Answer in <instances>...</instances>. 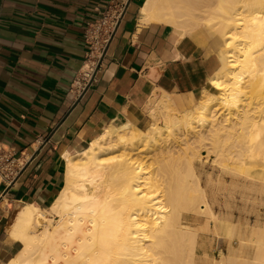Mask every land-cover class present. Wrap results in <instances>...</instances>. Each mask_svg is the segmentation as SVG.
Returning a JSON list of instances; mask_svg holds the SVG:
<instances>
[{"label":"bare ground","instance_id":"1","mask_svg":"<svg viewBox=\"0 0 264 264\" xmlns=\"http://www.w3.org/2000/svg\"><path fill=\"white\" fill-rule=\"evenodd\" d=\"M140 16L219 42V66L191 108L162 93L145 129L115 121L65 153L50 208L15 216L22 248L9 264H264V213L251 224L226 201L215 209L219 194L264 196V0H145ZM201 150L218 173L204 186Z\"/></svg>","mask_w":264,"mask_h":264},{"label":"crops","instance_id":"2","mask_svg":"<svg viewBox=\"0 0 264 264\" xmlns=\"http://www.w3.org/2000/svg\"><path fill=\"white\" fill-rule=\"evenodd\" d=\"M144 1L0 0V142L25 163L12 187H0V264L21 251L10 235L20 209L47 210L62 190L65 153L81 152L115 121L145 129L155 96L187 100L207 87L212 41L201 47L165 25L142 23ZM119 6V26L84 92L93 66L85 29Z\"/></svg>","mask_w":264,"mask_h":264},{"label":"built area","instance_id":"3","mask_svg":"<svg viewBox=\"0 0 264 264\" xmlns=\"http://www.w3.org/2000/svg\"><path fill=\"white\" fill-rule=\"evenodd\" d=\"M122 11L123 8L119 6L113 14L105 12L101 14L99 20L88 24L85 29L84 39L87 44L89 57L93 62V70L85 77L88 81L91 80L105 47L111 39L116 25L119 23ZM24 167L23 153H19L13 147L0 142V187L6 189L12 187L21 176Z\"/></svg>","mask_w":264,"mask_h":264},{"label":"rangeland","instance_id":"4","mask_svg":"<svg viewBox=\"0 0 264 264\" xmlns=\"http://www.w3.org/2000/svg\"><path fill=\"white\" fill-rule=\"evenodd\" d=\"M198 14H202V12L198 11ZM191 38L195 39L201 47H203L206 43H208L206 41V39L202 35L199 34L198 30L194 31V34H193V36ZM212 43L213 44H210L208 46L211 47V51L213 52L212 67H213V72H214L216 70V68L220 64L219 63L220 59H219V55H218V52L220 51V48H219L220 47V43L219 42L216 43L214 41H212ZM92 70H93V68L91 67L87 74H90ZM206 86H207V84L205 85V87ZM158 98H159V96H155L153 98V100L151 101L148 115L150 114V110H151V108L153 106L152 104H154V102L156 101L154 99H158ZM171 98L175 101V103L177 104L178 108H180L181 107L180 105L183 104L184 102L188 101V100H192V103L197 102L200 99V93L193 94L187 100H184L182 98L181 99L180 98H176L173 95H171ZM178 110H180V109H178ZM176 115L180 116V113H176ZM158 124L160 126L163 125V123L161 121H159ZM170 141H172V142L174 141V140H172V137H171ZM201 160H202V163L204 162L205 164L203 163L202 167L198 165L197 168L199 169V171H201L203 173L202 185L204 186L205 183H206V178H207V175H205V174H211V175L213 174L214 179H216L218 173H217L216 170H213V168H212V160H213V158L206 152V150H201ZM145 162L147 163V165L150 164L149 163L150 161H148V160H145ZM225 179H226V184L230 186L231 183H232V180H231L230 176H225ZM240 191L241 190L234 191L233 195L231 196V198H229L227 196H224L223 194H219L217 196V201H216V203H218L219 205L215 203V207H216L215 209L218 212L219 208H220V205L221 206L224 205V203L226 201V202H228L230 204L231 213H232L233 217L236 220H239V219L240 220H245L246 219L251 224H254L257 221V212H260L261 214L264 213V205H259V204L258 205L255 204L254 205L252 203V201L254 200V198H257L258 201L264 202V196L255 195V197H254V195H250L249 200H242V198H241L242 197V191L241 192ZM222 197H223V199H222ZM227 199H229V200H227Z\"/></svg>","mask_w":264,"mask_h":264},{"label":"water","instance_id":"5","mask_svg":"<svg viewBox=\"0 0 264 264\" xmlns=\"http://www.w3.org/2000/svg\"><path fill=\"white\" fill-rule=\"evenodd\" d=\"M118 26H119V23L116 25V28H115L114 32L117 30ZM114 34H115V33H114ZM110 42H111V39L109 40L107 46L105 47V50H104V52H103V55H102V57H101V59H100V61H99L97 67H99V65L101 64V62H102L104 56L106 55V53H107V51H108V48H109V45H110ZM93 79H94V75L92 76V78H91V80L89 81L88 85L85 87L84 92L88 90V88H89L90 85L92 84ZM83 94H84V93H83Z\"/></svg>","mask_w":264,"mask_h":264}]
</instances>
